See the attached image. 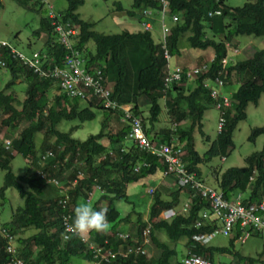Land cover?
Segmentation results:
<instances>
[{"label": "trees", "instance_id": "trees-1", "mask_svg": "<svg viewBox=\"0 0 264 264\" xmlns=\"http://www.w3.org/2000/svg\"><path fill=\"white\" fill-rule=\"evenodd\" d=\"M14 1L24 9L32 11H37L42 3L40 0ZM66 2L64 12L60 14V17L56 16V19L61 22L68 21L76 27L74 47L83 58L85 69L88 71L92 67L101 69L104 85L111 83V98L122 103H131V113L141 117L142 129L150 141H155L158 136L165 141L169 134L168 128L151 132L152 123L157 120L161 110L158 100L164 98L165 113L171 122L186 123L184 127H177L176 134L181 147L186 152L184 159L187 161L188 168L200 178L197 165L220 154L221 147L231 144V133L237 122L245 118L246 105L256 104L260 95L264 96V0H247L241 6L235 7L227 6L224 0H167L169 14L176 15V20L171 23L165 36L169 54L177 52L178 37L188 32L186 36L188 46L198 49L210 47L213 58L206 71L190 78L193 81V87L190 90H185L180 84H173L164 92L162 72L165 59L158 43L152 40L148 30L134 32L122 30L112 34L97 32L93 30V22L79 18L75 12L82 0H66ZM159 7L157 0H130V7L125 13L130 17L140 15L138 17L140 24L143 20L140 9ZM115 9L121 10L122 6L117 3ZM215 9L220 10L219 15L207 16L208 11ZM40 34L45 35V41L42 42L43 48L37 51L45 54L47 59L52 58L55 64L61 65V59L66 51L55 41L50 19L46 14L39 18L38 27L33 31V35L37 37ZM236 35L261 37L263 46L253 51L251 56L234 61L233 64L224 68L225 73L220 76L224 86L238 83L234 92L231 93L234 101L231 108L226 111L224 125L221 132L216 134V140H212L204 155L199 156L193 148L192 132L197 129L202 134L200 123L202 114L212 106V100L202 87L201 81L217 74L220 69V60L227 54L225 44H231L232 38ZM88 41L93 44L92 51L86 47ZM2 51L4 68L11 76L4 88H9L17 78L26 81L25 96L19 108L14 105L16 102L14 92L4 93L0 90V109L4 115L0 119V127L6 126L8 131L5 134V140L9 142L7 148L0 143V169L4 171L0 197L3 196L6 188L11 187L22 198V205L15 208L12 221L4 228L12 234L34 228V233L17 239L19 243L17 249L25 264H71L70 258L73 256L90 261L88 248L77 237L70 240L60 239L61 209L57 205V200L62 196L58 188L51 183H46L40 173L60 182H69L76 177L75 183H70L67 191L71 223L74 209L77 207L76 199L87 196L92 189L93 177H95L96 182L104 189V194L90 207L96 210L106 209L108 222L111 223L110 228L114 230L115 226L126 220L127 216L118 217L119 211L114 207V201H126L127 184L150 175L157 169H161V173L163 164L147 148L140 149L132 139L125 136L130 128L127 121L120 122L119 127L111 129L110 132L104 130L106 118L113 115L118 119L119 113L103 109L94 101L85 102V106L79 107L78 99L68 98L60 93L54 95L48 105L47 88L53 85L57 90L53 81L38 78L22 66L7 48H2ZM183 81H185L184 78L180 83ZM140 105H147L146 119L140 114ZM44 107L45 113L36 112ZM98 108L107 111V116H103L98 132L87 135L83 140L70 135L73 129L64 132L56 128L61 120L77 119L79 122L91 120L95 116L93 110ZM144 121L149 122L150 126L146 127ZM23 122L25 123L17 131V136H13L11 131ZM38 132H41L42 137L36 146L34 135ZM258 134H264V126L252 129L249 139ZM103 137L107 140L106 145L100 142ZM45 151H49L51 155L43 157V162L40 163V156L45 155ZM13 153H18L27 161L28 169L22 175L13 174L11 171L10 161ZM74 160L80 164L83 162L82 166L74 165ZM135 165H138V171L132 170ZM79 171L83 176L76 175ZM252 175L253 178L249 180ZM214 179L216 186L226 199H230L237 192L245 193V198L249 201H258L263 198L264 139L258 151L245 157L244 166L228 167L219 175L215 173ZM44 185L55 189V195L45 197L42 192ZM168 191V198L163 199L162 192L156 187L151 193V203L148 208L147 222L151 223V229L147 239L158 251L157 256L145 257L135 254L126 259L117 258L107 263L100 261V264H182L180 261L171 262L175 256V250L159 240L156 232L162 231L170 241L185 238V244L189 245L192 234L210 230L214 225L206 224L202 228L193 226L198 212L207 207L205 199L196 194L192 195L190 209L186 215L154 221L158 211L177 205L182 199V194L183 196L191 194L189 190L176 187L175 184H172ZM145 224L146 221H143L138 214L130 234L138 237ZM112 230L109 232L111 235L117 231ZM238 234L239 231L235 229L228 239L227 247L210 245L202 247L193 243L191 251L213 261L212 257L216 252L231 253L229 248H232ZM89 238L95 244L104 245L105 249L121 242L115 237L95 231L89 233ZM104 239L106 242L103 244ZM4 244L5 241L0 236V264H9ZM233 255L236 256L237 262L243 261L246 264L258 260L243 257L237 253Z\"/></svg>", "mask_w": 264, "mask_h": 264}, {"label": "rangeland", "instance_id": "rangeland-1", "mask_svg": "<svg viewBox=\"0 0 264 264\" xmlns=\"http://www.w3.org/2000/svg\"><path fill=\"white\" fill-rule=\"evenodd\" d=\"M33 1V0H32ZM41 7L37 11H32L30 9H24L18 5L14 0H0V39L8 42L16 50L21 51L24 54H30L33 50H38L42 47L43 40L45 41V35L40 34L38 37L33 35V31L38 27V21L41 16H44L48 12V6L51 5L54 14L60 17V14L64 12L67 2L66 0H42ZM247 0H224L227 6L235 7L241 6ZM119 3L122 6L121 10L115 9ZM130 7V0H82V3L78 5L75 12L78 14L79 18L93 22V30L101 32L103 34L118 33L122 30H127L129 32H134L140 30L138 17L140 15L130 17L126 15V10ZM163 16V15H162ZM153 17V16H152ZM150 35L152 40L156 43L161 41V36L159 34V22L157 20V15L155 16V21H151ZM165 23L170 22V16L165 14L163 16ZM188 32L181 34L177 40V52L170 55L169 63L175 64L180 67H192L196 65V61L199 59L198 54H201L202 49L189 47L186 42V36ZM263 44V38L256 37L252 35H236L232 38L230 46L227 48V62L225 67L233 64L234 57H232V49L235 48L240 52L241 55L249 50V56L252 52L259 49V45ZM247 46V47H246ZM87 49L93 50V44L91 41L86 43ZM206 50L202 53V58H209L213 52L210 47L205 48ZM242 50V52H241ZM238 52V53H239ZM213 58V55L211 59ZM210 59V60H211ZM232 59V60H231ZM221 66V64H220ZM11 79V76L7 69L0 68V90L5 92L11 91L15 93L16 102L15 106L19 108L21 106V101L23 100L26 88V81L17 78L14 80L13 84L9 88H4L5 84ZM185 90H190L193 87L192 79L186 80L184 83ZM238 83H231L224 90V94L231 98V93L234 92ZM46 96L48 99V105L51 103L54 95L58 94L56 88L53 85L47 88ZM141 103V102H139ZM158 104L161 108L159 114L157 115V120L152 123V129H164L168 128L171 120L167 117L165 110L163 109V100L160 98ZM79 107L85 106V102L78 101ZM46 108L36 110L37 113H45ZM94 118L91 120H85L79 122L77 119L61 120L56 128L59 131L67 132L70 131V135L74 138L83 140L89 134H94L98 132L100 128V122L103 120V116H107V111L103 109H94ZM140 114L143 118L147 117V105H140ZM245 118L237 122L235 128L231 133V144L221 147L220 154L212 157L210 160L201 162L197 165L200 171V178L202 182L206 185L215 187L214 174L219 175L224 169L228 167H242L245 165V157L252 152L258 151L263 143L264 134H258L252 139H249L251 135V130L255 127L264 126V96L260 95L256 104L248 103L245 107ZM4 115L0 109V119ZM106 125H104L105 131H111V129H116L119 127L120 122L117 117L109 115L105 120ZM20 123L19 126L13 129L11 132L13 136H17V131L24 124ZM200 123L202 125V134L194 129L192 132V144L194 150L199 156L204 155L209 143L212 140H216V123H217V111L210 107L205 110L202 114ZM119 124V125H118ZM146 127H149V122L144 121ZM179 126H186V123L182 122ZM154 130L151 132H154ZM6 126L0 127V143H4L5 134L7 133ZM10 132V133H11ZM11 133V134H12ZM41 132L34 135V142L36 146L41 140ZM158 136V140L161 141ZM207 138V139H206ZM100 142L104 145L107 144V140L103 137ZM5 144V143H4ZM11 171L13 174L22 175L28 169V164L26 159L21 157L18 153H13L12 159L10 161ZM83 170V169H82ZM161 169H157L151 175H146L136 181L129 182L126 187V201L118 200L114 201V206L119 211L120 215H127L126 220L121 222L119 225L122 231L133 230V225L137 215L144 220L148 217V207H149V195L146 194V189L150 188L152 185L151 179L154 180L161 178ZM216 171V172H215ZM3 173L4 171L0 169V187L3 183ZM218 177V176H217ZM46 185L42 186V189ZM70 183L68 181L59 182V188L62 190L68 188ZM47 187H45L46 191ZM151 196V193H150ZM22 205V198L17 194L14 188L8 187L4 190L3 196L0 197V227L8 225L12 221L13 213L16 207ZM132 210V211H131ZM125 213V214H124ZM138 213V214H137ZM34 228H28L21 232H14L15 244L19 248L18 238H25L30 234L34 233ZM156 236L159 240L165 242L170 248L175 250V256L171 259V262L180 261L185 254V238H180L176 241H170L166 238L162 231L156 232ZM229 237L215 235L213 239L208 243L214 247L225 246L227 247ZM231 253H219L213 255L212 260L214 263H224V264H246L243 261L237 262L234 253H237L243 257H251L254 260L251 264H264V241L258 235H252L246 239V241L240 244L234 241L232 248H229ZM146 256L150 254L157 256L158 251L150 244L146 247ZM261 257V259H259ZM71 264H88L85 258L81 257H71Z\"/></svg>", "mask_w": 264, "mask_h": 264}, {"label": "built area", "instance_id": "built-area-1", "mask_svg": "<svg viewBox=\"0 0 264 264\" xmlns=\"http://www.w3.org/2000/svg\"><path fill=\"white\" fill-rule=\"evenodd\" d=\"M43 2L42 0H40ZM160 7L157 9L143 8L140 9V14L143 20L140 25L144 29L150 27L148 19L154 13L162 15H169L172 22L176 20L175 14H169L167 0H157ZM48 6L47 17L50 19L52 26V33L55 37V41L63 47L66 51L61 59V65L55 64L53 59H47L45 54H40L37 50H33L30 54H24L21 51L16 50L8 42L0 40V68L5 67L3 59L2 48H7L10 54L15 57L18 62L29 69L40 79H47L53 81L57 87V93L63 94L68 98H76L83 102L94 101L101 108L111 110L119 113V122H128L129 132L125 136L132 139L133 142L139 147L147 148L151 154L156 156L161 164L162 176L171 177L173 181L181 186L192 191V194H197L207 202V207L198 212L197 219L194 220L193 226L195 228H202L207 225H214L210 230L200 231L190 236V247L186 251V254L182 258L183 264H213L207 257L202 254H196L191 251L193 243H197L202 247L208 245L215 235L227 236L233 234L237 229L239 234L234 241L240 244L244 243L251 235H260L264 239V197L258 201H249L241 192H237L230 199H226L222 196L220 190L205 185L198 180L194 172L188 170L183 161V151L181 149L178 136L175 135L176 123H172L169 127L170 136L167 141L156 142L150 141L146 137L142 129V120L140 116L133 115L130 111V106L127 104H121L117 100L111 98V88L104 85V77L101 69L92 67L89 71L83 66V58L80 57L78 50L75 46V38L77 35L76 27L70 22H61L56 19L51 5ZM220 10L215 9L208 11L207 16L219 15ZM162 37L159 42L162 56L165 59V65L163 68L162 82L163 92L166 91L173 84L180 82L182 78L190 79L196 74L206 71L209 66V62L201 63L197 66L189 68H183L175 64H170V55L166 48L165 36L167 35L168 28L162 26ZM234 53L236 49L232 50ZM226 58L220 60V69L217 74L212 77L205 78L201 81V85L208 93L209 98L212 100V106L217 111V123L216 133H220L225 122V114L227 109L231 108L232 100L226 96L222 91L224 87L223 79L220 77L224 75V68L226 65ZM5 143V144H4ZM4 147L9 146V142H4ZM45 155L40 156V163L43 161V157L51 155L49 151H45ZM76 163V162H75ZM77 165H81L79 162ZM133 171H138V165L132 167ZM79 173V172H78ZM80 174V173H79ZM41 177H44L46 183H51L56 186L61 194L57 200L59 208L61 209V227L60 239H63L62 234L67 233L68 226L71 224L70 214L68 211L69 197L67 190L59 188V181L55 178H48L44 173H40ZM253 176V175H252ZM252 176L249 179H252ZM75 183V179L72 181ZM92 190L88 193V197H85V202H90V199L95 191L103 193L102 188L95 182L93 178ZM147 195H150L152 188H148ZM190 197L184 201H181L176 207L172 209L163 210L158 217H169L173 215H186L190 209ZM149 231V225H147L141 232L140 241H133L125 246L118 245L115 249L104 248V245H98L90 240L86 235L83 240L79 237L77 239L81 241L89 250L91 257L90 264H100V261L109 262L117 258L124 259L131 254H144L143 244L147 242V235ZM118 238H125L127 235L122 233H116ZM0 236L5 241L4 251L8 255L9 264H25L24 260L19 254L17 246L15 244L14 235L6 231L4 227H0ZM106 239L103 240V244Z\"/></svg>", "mask_w": 264, "mask_h": 264}, {"label": "clouds", "instance_id": "clouds-1", "mask_svg": "<svg viewBox=\"0 0 264 264\" xmlns=\"http://www.w3.org/2000/svg\"><path fill=\"white\" fill-rule=\"evenodd\" d=\"M155 14V13H154ZM153 16V15H152ZM151 16V17H152ZM141 19H142V17H141ZM140 25V24H139ZM141 26V25H140ZM148 30V31H150V29H151V23H150V27L148 28V29H144L142 26H141V28H140V30ZM169 29V28H168ZM159 42L160 41H158L157 43H158V45H159ZM225 46H226V48H228L230 45L229 44H225ZM160 47V46H159ZM234 49V48H233ZM232 49V50H233ZM238 51H237V49H236V52L235 53H237ZM234 52H232V54H235ZM170 55V54H169ZM223 58H226V56L225 57H223ZM222 59V58H221ZM226 61H227V58H226ZM234 62V61H233ZM182 80V79H181ZM180 80V81H181ZM185 80H189V79H185ZM180 82H178L177 84H179ZM234 100H232V102H233ZM211 107H213V106H211ZM173 122H171L170 123V125L172 124ZM175 123V122H174ZM177 124V126H176V131H177V127L180 125L179 124V122L178 123H176ZM170 125H169V127H170ZM169 127H168V130H169ZM176 131H175V135H177L176 134ZM217 134V133H216ZM161 139V141H159L158 140V138L157 139H155V141L156 142H163L164 140L162 139V138H160ZM167 139H168V137H167ZM165 141H167V140H165ZM164 141V142H165ZM181 149H182V151L184 152L185 150L181 147ZM184 156H185V153H184V155H183V161H185L186 163H185V166H186V168L188 169V170H190L189 168H188V164H187V161H186V159H184ZM78 162V161H76V160H74V165H77L76 163ZM82 164H83V162L81 163V165H80V167L82 166ZM79 166V165H78ZM84 171V170H83ZM190 171H192V170H190ZM192 172H194V171H192ZM79 173H80V171H79ZM78 172H76V175L77 176H83V174H79ZM194 175H195V177L198 179V180H200L201 182H202V180H201V178H198L197 176H196V174H195V172H194ZM161 176H162V173H161ZM163 177V176H162ZM93 178H95V177H93ZM168 178H171V177H168ZM252 178H253V176H252ZM75 179V181H76V177L74 178ZM171 180H172V184H175V186L176 187H181V186H179V185H177L174 181H173V179L171 178ZM249 180H251V179H249ZM73 179L71 180V181H69V183H71V184H74L73 182ZM60 182V181H59ZM95 182H96V178H95ZM97 183V182H96ZM203 183V182H202ZM93 184H94V182H93ZM93 184H92V186H93ZM98 184V183H97ZM100 187H101V185L100 184H98ZM206 185V184H205ZM47 186V185H46ZM207 186H209V185H207ZM210 187H212V186H210ZM69 188V187H68ZM102 188V187H101ZM150 188H152V187H150ZM181 188H183V189H187V188H185V187H181ZM212 188H215V189H218L219 190V188L217 187V186H215V187H212ZM148 189V188H147ZM146 189V190H147ZM92 190V189H91ZM90 190V191H91ZM102 190H103V193H102V195L104 194V189L102 188ZM154 189L152 188V191H153ZM187 190H189V189H187ZM68 191V190H67ZM89 191V192H90ZM190 191V193L191 194H188L187 192H185L184 191V193H187L188 195H184V199L182 200V201H184V200H186V199H188L189 197H190V199L192 198V191L191 190H189ZM88 192V193H89ZM221 192V191H220ZM152 193V192H151ZM242 193V192H241ZM96 194H97V191H95L94 193H93V195H92V197H91V199H90V202H85L84 201V199H85V197L83 198V197H81V198H79L78 200L76 199V204H77V207L74 209V217H73V219H72V223L68 226V229H67V233H65V234H62V236H63V239H65V240H70V239H72L73 237H79L81 240H83L84 238H85V236L86 235H88L89 236V233L90 232H93V231H95V232H97V233H106L108 230H109V227H110V225H109V222H108V219H107V210L106 209H103V208H100L99 210H96V209H93V208H91L90 206L94 203V202H96L99 198H97L96 197ZM195 194V193H194ZM243 194V196H244V193H242ZM197 195V194H196ZM86 197H88V194H87V196ZM149 197H150V200H149V205H150V203H151V197H152V194H151V196L149 195ZM245 197V196H244ZM190 202H191V200H190ZM179 204V201H178V203H177V205ZM57 205H58V203H57ZM177 205H175V206H173V207H176ZM58 207H59V205H58ZM69 208H70V206L68 207V210H69ZM149 208V207H148ZM166 209H172V207H170V208H165V209H161L160 211H158V213L155 215V217H154V221H158V220H169V219H171L172 217H174V216H176V214L175 215H173V216H169V217H158V215L160 214V213H163V210H166ZM177 215H180V214H177ZM148 218V217H147ZM147 218H145L143 221H146V224L142 227V229L140 230V234H139V236L138 237H135V236H132L129 232L127 233L126 231H122V230H120V231H116V232H114L112 235L111 234H106V235H108V236H110V237H115L116 238V240H120L121 242H119V243H124L125 245L126 244H130V243H132L133 241H140V237H141V232H142V230L147 226V225H149V231H148V235H149V232H150V229H151V223L150 222H147ZM116 233H122V234H126L127 236L125 237V238H118L117 237V235H116ZM14 235V234H13ZM15 239V238H14ZM91 240V239H90ZM185 241H186V239H185ZM94 242V241H93ZM190 243H191V241H190ZM190 243H189V245H187V244H185L187 247H186V249H185V254H186V251L187 250H189L188 248L190 247ZM147 245H150V243H149V241H148V239H147V242L146 243H144L143 244V249H144V254H140V255H144V256H146V254H147V252H146V247H147ZM209 245V244H208ZM118 246V243H116L115 244V246L114 247H110V248H113V249H115L116 247ZM184 254V255H185ZM132 255H135V254H132ZM183 255V256H184ZM149 256H153V254H150ZM128 257V256H127ZM126 257V258H127ZM126 258H124V259H126ZM183 258V257H182ZM182 258H181V260H180V262L182 263ZM211 261V260H210ZM213 264H224V263H214V261H211ZM89 264H90V261H89ZM183 264V263H182ZM238 264V263H237Z\"/></svg>", "mask_w": 264, "mask_h": 264}, {"label": "crops", "instance_id": "crops-1", "mask_svg": "<svg viewBox=\"0 0 264 264\" xmlns=\"http://www.w3.org/2000/svg\"><path fill=\"white\" fill-rule=\"evenodd\" d=\"M157 15V20H158V22H159V34H160V36L162 35V26H164V27H167V28H169V26L171 25V23H172V21H171V19H170V22H168V23H165L164 22V20H163V16H161L160 14H157V13H155V14H153V17H152V19H151V21H155V16ZM162 37V36H161ZM157 43V42H156ZM263 45H259V48L260 47H262ZM247 47V46H246ZM235 49V48H234ZM203 51H201L202 53L206 50V49H202ZM242 50H246V53H244L243 55H241L240 54V52L238 53H235V54H232V57H234V60H232V61H240V60H243V59H245V57L247 56L248 57V55H249V50L246 48H244V49H242ZM242 50H241V52H242ZM233 52V51H232ZM202 53L201 54H198V57H199V59L196 61V65H193V66H197V65H199V64H201V63H206V62H208L210 59H211V57H212V55L209 57V58H207V59H204V58H202ZM183 68H187V67H183ZM163 73V72H162ZM163 75V74H162ZM186 82V80L185 81H183V83L181 82V83H179L183 88H185V85H184V83ZM229 85H231V84H229ZM229 85H227V86H229ZM107 86H109V87H111V83H109V84H107ZM226 85L222 88V91L224 92V90H225V88L227 87ZM162 100H163V107H164V98H162ZM119 102V101H118ZM119 103H121V104H127V105H129L130 107L132 106L131 105V103H122V102H119ZM165 111H166V109H165V107L163 108ZM132 110V108H130V111ZM183 121H180L179 122V124H181ZM154 129H152V131H153ZM157 130H159V129H157ZM157 130H154V131H157ZM169 134H168V136H170V130H169V132H168ZM159 138H161V137H159ZM183 153H186L185 151L183 152ZM151 175V174H150ZM142 178V177H141ZM138 179H140V178H138ZM137 179V180H138ZM153 179H154V177H153ZM153 179H151V181L150 182H152V185L151 186H149V187H152L153 189H155L156 187L157 188H159L160 189V191L162 192V198L163 199H165V198H168V193H169V191H168V189H169V187L172 185V180H171V178H168V177H162L161 176V178L160 179H156V180H154V182H153ZM45 187H47V186H45ZM45 187L43 188V190H42V192H43V195L45 196V197H50V196H53V195H55V189H52V188H48L47 187V189H46V191L44 190L45 189ZM127 187V186H126ZM102 195V193L100 194V193H98L97 192V194H96V197L97 198H100V196ZM244 196H246L245 195V193H244ZM181 197H182V199L179 201V203H181V201L184 199V196H183V194L181 195ZM115 207V206H114ZM116 208V207H115ZM119 213V212H118ZM125 214V213H124ZM127 214V213H126ZM126 214H125V216H126ZM119 216H124V215H120V214H118V217ZM109 225L111 226V223H109ZM121 225V224H120ZM120 228H119V225H117V226H115V229L114 230H119ZM112 229L109 227V230L105 233V234H108L110 231H111ZM114 230H112V231H114ZM120 231V230H119ZM125 231V230H124ZM132 231V230H131ZM131 231H129V233L131 232ZM127 232V231H126ZM128 233V232H127ZM260 238H261V236L260 235H258ZM263 241H264V239H263ZM118 245H121V246H125V244L124 243H118ZM210 246H212V245H210ZM214 247V246H213ZM217 247H220V246H217ZM217 253V252H216ZM216 253H214V254H216ZM132 255V254H131ZM130 255H128V257H129ZM259 259H261V257L259 258ZM88 262V264H89V261H87Z\"/></svg>", "mask_w": 264, "mask_h": 264}, {"label": "bare ground", "instance_id": "bare-ground-1", "mask_svg": "<svg viewBox=\"0 0 264 264\" xmlns=\"http://www.w3.org/2000/svg\"><path fill=\"white\" fill-rule=\"evenodd\" d=\"M223 237V236H222Z\"/></svg>", "mask_w": 264, "mask_h": 264}]
</instances>
